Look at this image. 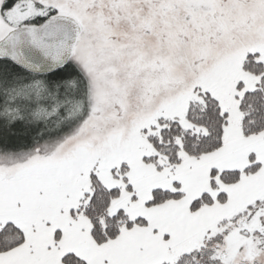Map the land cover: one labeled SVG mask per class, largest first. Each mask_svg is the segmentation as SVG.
<instances>
[{"label": "snow or ice", "instance_id": "snow-or-ice-1", "mask_svg": "<svg viewBox=\"0 0 264 264\" xmlns=\"http://www.w3.org/2000/svg\"><path fill=\"white\" fill-rule=\"evenodd\" d=\"M0 264H264V0H0Z\"/></svg>", "mask_w": 264, "mask_h": 264}]
</instances>
